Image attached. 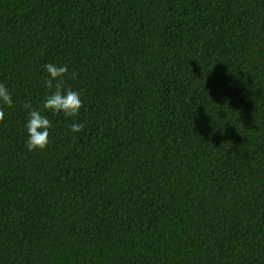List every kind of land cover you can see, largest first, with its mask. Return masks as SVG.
Returning <instances> with one entry per match:
<instances>
[{
    "label": "trees",
    "instance_id": "1",
    "mask_svg": "<svg viewBox=\"0 0 264 264\" xmlns=\"http://www.w3.org/2000/svg\"><path fill=\"white\" fill-rule=\"evenodd\" d=\"M0 83V264H264V0H0Z\"/></svg>",
    "mask_w": 264,
    "mask_h": 264
},
{
    "label": "clouds",
    "instance_id": "2",
    "mask_svg": "<svg viewBox=\"0 0 264 264\" xmlns=\"http://www.w3.org/2000/svg\"><path fill=\"white\" fill-rule=\"evenodd\" d=\"M48 74L44 80V86L50 90V94L46 95L41 102V108L51 111L54 114L63 113L65 118H73L78 116L80 109L83 107V101L80 93L64 87V77L69 74L66 64L48 63L44 66ZM74 77L77 74L71 73ZM0 104L9 108L13 107L14 101L12 94L5 84L0 83ZM22 107L28 112V120L26 129L28 139L26 147L28 151L36 149L43 150L49 143V129L52 127L51 121L42 114L40 109L34 108L31 101H23ZM4 112L0 109V120H3ZM85 128V124L74 120L69 129L73 133H78Z\"/></svg>",
    "mask_w": 264,
    "mask_h": 264
}]
</instances>
